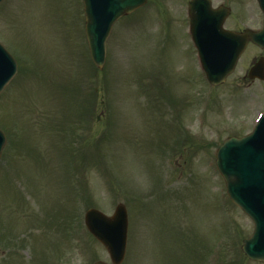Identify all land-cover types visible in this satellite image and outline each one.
Here are the masks:
<instances>
[{
    "label": "rangeland",
    "instance_id": "obj_1",
    "mask_svg": "<svg viewBox=\"0 0 264 264\" xmlns=\"http://www.w3.org/2000/svg\"><path fill=\"white\" fill-rule=\"evenodd\" d=\"M150 1L113 25L98 71L81 0L1 1L0 43L23 70L0 93V264H110L83 195L107 215L125 205L121 264H261L241 252L253 224L224 197L214 153L264 112V81L245 78L264 52L247 45L210 86L176 1ZM229 6L228 27H260L255 0Z\"/></svg>",
    "mask_w": 264,
    "mask_h": 264
},
{
    "label": "water",
    "instance_id": "obj_2",
    "mask_svg": "<svg viewBox=\"0 0 264 264\" xmlns=\"http://www.w3.org/2000/svg\"><path fill=\"white\" fill-rule=\"evenodd\" d=\"M145 1L82 0L86 39L91 60L96 67L101 68L104 64L105 40L112 25ZM198 1L191 3L193 39L208 81L217 85L233 70L248 40L264 49V29L240 34L226 32L221 24L227 12L211 11L206 5L203 9L195 10ZM258 1L261 3V0ZM262 3L264 6V0ZM15 72V61L0 47V91ZM254 77L264 79L262 58L248 72L249 79ZM4 143L5 137L0 132V151ZM216 156L217 166L225 178L229 195L255 221L254 234L243 241L242 250L250 259L264 262V117L250 136L228 139ZM84 221L88 231L104 245L112 263L119 264L126 244L125 207L118 204L110 217L96 209H89L84 215Z\"/></svg>",
    "mask_w": 264,
    "mask_h": 264
},
{
    "label": "flooded vegetation",
    "instance_id": "obj_3",
    "mask_svg": "<svg viewBox=\"0 0 264 264\" xmlns=\"http://www.w3.org/2000/svg\"><path fill=\"white\" fill-rule=\"evenodd\" d=\"M173 1H176L177 6L180 10L181 13V20L183 22H186V24L189 23V18H188V6H189V2L190 0H169L170 3H172ZM211 1V5L212 6H216L219 5V3H215V0H210ZM214 2V3H213ZM230 3V0H227V2H222V5L228 6V4ZM226 21V20H225Z\"/></svg>",
    "mask_w": 264,
    "mask_h": 264
},
{
    "label": "trees",
    "instance_id": "obj_4",
    "mask_svg": "<svg viewBox=\"0 0 264 264\" xmlns=\"http://www.w3.org/2000/svg\"><path fill=\"white\" fill-rule=\"evenodd\" d=\"M20 68V70H21V67H19ZM189 139V137H186V140H188ZM89 197H84V200L86 199V206H92V203H91V201L88 199Z\"/></svg>",
    "mask_w": 264,
    "mask_h": 264
}]
</instances>
